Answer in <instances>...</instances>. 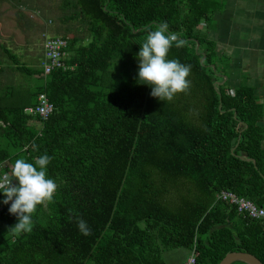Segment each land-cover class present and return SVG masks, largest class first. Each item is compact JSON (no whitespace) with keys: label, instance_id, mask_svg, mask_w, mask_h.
Listing matches in <instances>:
<instances>
[{"label":"trees","instance_id":"1","mask_svg":"<svg viewBox=\"0 0 264 264\" xmlns=\"http://www.w3.org/2000/svg\"><path fill=\"white\" fill-rule=\"evenodd\" d=\"M223 1L69 0L91 35L86 45L69 39L74 69L43 78L42 61L21 66L37 77L26 105L0 106V163L47 154L58 184L29 233L9 231L17 218L0 193V264H165L162 251L178 248L194 249L195 264H219L231 252L264 264V224L216 200L231 191L264 209L263 108L250 87L222 83L207 39ZM162 22L186 41L168 59L191 66L190 89L171 101L137 83L140 45ZM41 93L54 110L35 128L24 109Z\"/></svg>","mask_w":264,"mask_h":264},{"label":"clouds","instance_id":"2","mask_svg":"<svg viewBox=\"0 0 264 264\" xmlns=\"http://www.w3.org/2000/svg\"><path fill=\"white\" fill-rule=\"evenodd\" d=\"M185 43L178 33L169 31L167 22H162L148 32L145 42L140 45L137 83L149 86L152 97L171 101L175 95L190 89L191 66L181 64L178 59H168L173 44L179 48ZM51 160L47 154L36 158L34 163L19 158L11 165L10 171L0 174V193L5 197L3 204L11 202L9 213L17 218V223L9 229L14 234L31 232L32 216L37 207L53 201L58 184L47 174ZM76 223L81 234L91 235L85 220L77 217Z\"/></svg>","mask_w":264,"mask_h":264},{"label":"rangeland","instance_id":"3","mask_svg":"<svg viewBox=\"0 0 264 264\" xmlns=\"http://www.w3.org/2000/svg\"><path fill=\"white\" fill-rule=\"evenodd\" d=\"M48 2V3H47ZM0 0V106H25L35 85L36 76L28 77L21 66L38 67L42 61V34L77 38L79 45H86L91 35L77 20L67 6L69 0ZM17 60L14 64L11 57ZM116 68H111L104 79L105 84L115 78ZM37 128V122L27 121ZM176 264L187 258L188 250L178 248L172 251Z\"/></svg>","mask_w":264,"mask_h":264},{"label":"crops","instance_id":"4","mask_svg":"<svg viewBox=\"0 0 264 264\" xmlns=\"http://www.w3.org/2000/svg\"><path fill=\"white\" fill-rule=\"evenodd\" d=\"M200 25L206 27L205 23ZM206 29L222 68V83L230 90L240 84L253 90L263 108L259 126L264 130V0H224ZM173 250L162 251L165 264V259L172 260Z\"/></svg>","mask_w":264,"mask_h":264},{"label":"built area","instance_id":"5","mask_svg":"<svg viewBox=\"0 0 264 264\" xmlns=\"http://www.w3.org/2000/svg\"><path fill=\"white\" fill-rule=\"evenodd\" d=\"M42 63H41V77L45 78L50 73L60 71H72L74 65H68L69 59V39L63 36L49 35L47 33L42 34ZM232 94V91H229ZM54 107L48 100L47 96L43 93L37 96V103L35 106L26 107L24 113L33 117L38 126H41L53 112ZM11 164L8 161L0 163V174L5 171H10ZM13 184H16L13 181ZM216 200L224 202L231 207H234L237 214L244 218H248L253 221H260L264 224V209L257 207L251 201L237 196L231 191H220L216 195ZM11 205V202L8 204ZM4 209V205L0 204V216ZM189 255L181 264H195L196 252L194 249L188 251Z\"/></svg>","mask_w":264,"mask_h":264},{"label":"water","instance_id":"6","mask_svg":"<svg viewBox=\"0 0 264 264\" xmlns=\"http://www.w3.org/2000/svg\"><path fill=\"white\" fill-rule=\"evenodd\" d=\"M240 261L245 264H262V262L255 256L248 254V253H242V252H231L226 254L219 264H231L233 262Z\"/></svg>","mask_w":264,"mask_h":264}]
</instances>
